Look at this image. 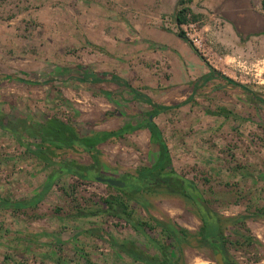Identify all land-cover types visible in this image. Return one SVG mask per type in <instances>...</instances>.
Wrapping results in <instances>:
<instances>
[{
  "label": "rangeland",
  "instance_id": "1",
  "mask_svg": "<svg viewBox=\"0 0 264 264\" xmlns=\"http://www.w3.org/2000/svg\"><path fill=\"white\" fill-rule=\"evenodd\" d=\"M178 4L179 0H0V73L39 81L59 77L50 84L0 79V110L12 119L33 122L57 116L87 135L144 121L151 107L116 82L79 81V64L95 72L117 73L162 104L185 100L198 82L191 102L154 119L175 168L195 181L210 211L220 218L226 256L238 264H264L262 0H190L199 18L182 25L174 19ZM180 29L213 68L255 95L223 78L203 83L201 76L209 68L185 54L191 48L178 36ZM100 148L102 168L113 175L150 165L158 154L148 129L112 138ZM55 159L93 162L82 149L58 150ZM56 168L45 167L13 134L0 129L1 197L10 203L31 198ZM116 193L107 183L64 174L37 207H0V264H146L89 232L103 227L119 240H134L146 252L157 253L128 222L105 215L76 216ZM151 201L149 210L135 206L136 219L150 221L154 215L192 233L203 224L202 210L192 201L160 195ZM241 215L246 219L228 220ZM156 231L164 242L161 229ZM171 250L174 257L180 255L176 247ZM182 253L186 264H217L213 249L197 240L183 244Z\"/></svg>",
  "mask_w": 264,
  "mask_h": 264
},
{
  "label": "trees",
  "instance_id": "2",
  "mask_svg": "<svg viewBox=\"0 0 264 264\" xmlns=\"http://www.w3.org/2000/svg\"><path fill=\"white\" fill-rule=\"evenodd\" d=\"M189 1L190 0H179L178 7L174 13V19L178 25L189 22L190 19L197 20L199 18V15L194 13L189 6ZM262 6L264 9V0H262ZM189 15H191V18ZM131 29L134 31L133 27H131ZM178 36L188 42L191 49L208 66L209 71L201 76L203 83L213 78H223L228 83L239 86L255 95L246 85L213 68L199 49L187 38L183 29L178 31ZM77 67L79 73L75 77L79 81L84 83H98L103 81L116 82L129 89L134 99L146 102L151 109L148 111L144 121L137 123L131 121L117 129L101 130L87 135L80 134L72 123L57 116H46L44 120L40 122H33L25 117L12 119L7 113L0 110V129L13 134L15 139L21 145H24L39 161L43 162L45 167L57 166L48 176L41 191L37 192L29 199L15 203H10L8 199L0 196V207H15L20 209L37 207L44 199L45 195L50 191L56 180L64 174L76 176L83 181L96 180L97 175L102 177L112 176L124 180L126 186L115 187L108 184L114 187L117 193L109 194L104 197L99 207L87 211L84 209L79 210L76 216L105 215L118 220H124L135 230L142 233L158 252L150 254L144 250L142 245H139L134 240H119L112 233L103 229V227L91 228L89 232L92 235L109 242L114 247H117L119 251L126 253L134 260L142 261L146 264H186L183 261L182 247L185 243L191 244L192 240H197L201 245L208 244L213 251H215V246L219 247L224 254L227 264H238L236 261L226 256L220 218L212 211L210 215L205 212L197 201V196H203L195 181L177 171L162 130L154 119L162 112L179 108L191 102L194 93L199 87L198 82L194 83L192 95L185 100L175 104H162L154 101L148 94L132 86L126 78L117 73L95 72L91 70L90 67L82 64H79ZM15 80L24 83L50 84L54 81H58L59 77L53 76L39 81L37 79L19 76V79ZM102 93L107 96L110 94V92L106 90H103ZM142 129L149 130L152 142L158 147V154L155 162L150 165H140L135 170L128 171L122 175L108 174L104 171L102 168L103 151L100 145L112 138H121L127 133ZM27 137L34 138L38 140V142L26 143L25 139H27ZM32 145L35 146V148H32ZM61 149H82L91 155L93 162L86 164L76 159L58 161L55 158L58 156V150ZM155 195L178 196L196 203L202 210L201 218L203 224L199 231L197 233H192L188 229L177 225L175 222L165 221L154 215L150 216V221L136 219L134 217L135 206L140 205L146 210H149V208L153 206L151 197ZM246 217V215H241L228 220L239 222L246 219ZM159 228L165 236L164 242L157 238L156 230ZM174 247L180 252L178 257H174L172 254L171 249Z\"/></svg>",
  "mask_w": 264,
  "mask_h": 264
},
{
  "label": "water",
  "instance_id": "3",
  "mask_svg": "<svg viewBox=\"0 0 264 264\" xmlns=\"http://www.w3.org/2000/svg\"><path fill=\"white\" fill-rule=\"evenodd\" d=\"M19 79V76L17 75H9V74H4V73H0V79ZM96 180L100 181V182H104L107 183L109 185L115 186V187H125L126 186V182L120 178H116V177H112V176H96ZM197 201L200 203V205L203 207V209L205 210V212L207 214L210 215L211 211L210 208L206 202V200L203 197H199L197 196ZM215 257H216V261L218 264H227L225 261V257L223 252L219 249V247L215 246Z\"/></svg>",
  "mask_w": 264,
  "mask_h": 264
},
{
  "label": "crops",
  "instance_id": "4",
  "mask_svg": "<svg viewBox=\"0 0 264 264\" xmlns=\"http://www.w3.org/2000/svg\"><path fill=\"white\" fill-rule=\"evenodd\" d=\"M183 40V39H182ZM186 42L185 40H183ZM191 48V47H190ZM185 54L189 55L193 60H197L198 58L202 60L192 49L189 51H186ZM209 71V70H208ZM207 70L204 71V74L208 72ZM149 131V130H148Z\"/></svg>",
  "mask_w": 264,
  "mask_h": 264
}]
</instances>
